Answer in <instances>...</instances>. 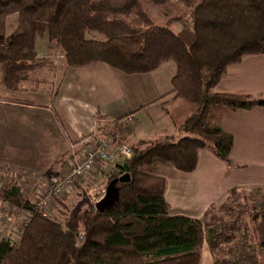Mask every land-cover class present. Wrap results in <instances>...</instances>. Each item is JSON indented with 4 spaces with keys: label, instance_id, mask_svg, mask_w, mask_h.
Returning <instances> with one entry per match:
<instances>
[{
    "label": "trees",
    "instance_id": "obj_1",
    "mask_svg": "<svg viewBox=\"0 0 264 264\" xmlns=\"http://www.w3.org/2000/svg\"><path fill=\"white\" fill-rule=\"evenodd\" d=\"M168 1L149 0L160 7ZM179 1L191 10L189 43L157 26L140 0H0V88L21 91L50 63L32 47L34 23H43L48 48L63 56L65 69L102 63L125 75H143L174 63L170 94L194 109L177 137L131 147L133 157L124 163L128 181L117 184L119 199L104 212L88 204L62 223L50 221L19 188L1 191L2 202L31 217L18 243L0 241V264H200L204 245L214 264L246 263L253 260L250 252L263 255L254 264H264V239L245 241L246 228L236 239V223L222 221L221 209L210 208L202 219L170 216L165 180L147 171L170 164L191 173L201 150L238 167L230 159L232 137L218 119L227 111L264 107V99L214 92L228 66L244 56L264 55V0ZM12 16L16 26L6 35ZM120 121L99 126V131H111ZM123 165L106 185L126 174Z\"/></svg>",
    "mask_w": 264,
    "mask_h": 264
},
{
    "label": "crops",
    "instance_id": "obj_2",
    "mask_svg": "<svg viewBox=\"0 0 264 264\" xmlns=\"http://www.w3.org/2000/svg\"><path fill=\"white\" fill-rule=\"evenodd\" d=\"M34 52L40 58L50 56L48 47L45 54ZM174 74L172 62L143 75H125L98 63L64 68L54 94H44L40 102L27 100L25 103L16 98L19 92L1 90V135L16 132L13 140L18 142L24 139L23 132L28 129L54 145L56 149L50 157L34 153L38 158L32 157L29 164L36 171L49 167L58 153L64 154L93 136H105L109 132H100L99 126H111L112 122L122 121L127 116L132 121L121 139L130 145L177 137L179 127L194 109L188 102L170 94ZM214 92L264 99V55L244 56L238 63L228 66ZM217 124L232 137L230 159L238 167H228L210 151L201 150L191 173L179 172L170 164H159L150 169V174L166 182L164 200L170 216L202 219L210 208L221 206L233 189L255 188L264 194V107L224 112ZM4 147L1 137L2 155ZM74 151L79 153L78 149ZM70 156V153L66 155L65 162ZM101 181L102 173L97 168L80 182L85 186L97 184L98 190L103 191ZM200 264H214L205 245L200 253Z\"/></svg>",
    "mask_w": 264,
    "mask_h": 264
},
{
    "label": "rangeland",
    "instance_id": "obj_3",
    "mask_svg": "<svg viewBox=\"0 0 264 264\" xmlns=\"http://www.w3.org/2000/svg\"><path fill=\"white\" fill-rule=\"evenodd\" d=\"M140 2L146 14L157 26L168 27L181 40L187 43L190 42L187 31L191 26V10L187 9L179 0H170L161 7L154 6L149 2V0H140ZM16 20V16H12L7 19L6 35H9L15 28ZM32 47L37 53L41 52L42 54H45L47 52V33L46 26L43 23H34ZM46 59H48L50 63L39 71L36 77L37 81L32 80L24 84L22 90L18 91L19 94L16 98L23 100L25 103L28 101L40 102L42 101L41 97L44 94H54L64 69L63 56L56 51L50 50V56ZM1 90L3 91L5 89L0 88V92ZM33 93H35V95ZM126 130L127 126L122 128V135ZM107 131L109 130H106V132ZM1 134L2 133L0 132V139L1 137L4 139L6 147H4V155L0 153V192L12 186L17 187L21 191L23 197L31 204L39 197L40 194L37 193L40 191L42 185L45 184L44 180L50 179L51 177L60 175L64 172L67 165V161L65 162L66 155L70 153L71 156L69 158L71 160H73L74 157H80L86 143L84 142V144H80L77 148L71 147L64 154L58 153L55 161L53 159L49 167L45 169L43 168L44 170L42 171H36L33 170L31 168V164H29L30 161H32V157L34 159L38 158V156L34 153L40 152L42 155H45V157H50L53 155V152L55 151L54 149H56L54 148V145L48 144L49 142L42 139L43 136H39L36 131H30L28 129L23 132L24 139L19 140L18 142L13 140V137L16 139V132L11 133V131H9L7 133H3V135ZM120 140L122 139L120 138ZM58 141L59 140H57V145L59 143ZM38 142H40L39 145ZM123 142L130 148L134 146L126 143L125 141ZM75 149L79 150L78 154L74 151ZM32 164L36 166V163ZM123 164L124 163L119 165L121 166ZM99 169L102 173L103 179V182H101L104 189H106V181L116 168L104 166ZM150 169L147 171L149 172ZM88 184L85 186L84 182L77 183L71 189V193L54 199L53 202H49V207L47 209V215L49 216L45 217L50 221L62 223L68 217L77 215L84 211L88 204H93L95 206V204L103 197L105 190H98L97 184ZM237 190L239 192L235 194L228 192L225 202L221 206L215 207L217 209H221L222 211L219 217L222 218V221L228 223V225L231 222L236 223V239L243 237L242 235H244L246 228L247 234L245 241H253L254 238L263 240V193L258 192L255 188L241 191L240 189ZM41 213L43 214V212ZM254 216H256V218H254ZM25 217L27 218L26 211H17L8 203L0 200V241L8 240L13 244L18 243L24 234V228L26 226ZM251 229L253 231H251ZM78 243H81L80 237L78 239ZM246 243L248 244V242ZM261 251V253H264V249ZM248 256L252 257L253 260H250L249 262L246 261L247 264H254L255 261L260 262L263 258V255L260 253L255 254L254 252L248 253ZM241 260L244 261L243 257ZM246 263L243 262L242 264Z\"/></svg>",
    "mask_w": 264,
    "mask_h": 264
},
{
    "label": "built area",
    "instance_id": "obj_4",
    "mask_svg": "<svg viewBox=\"0 0 264 264\" xmlns=\"http://www.w3.org/2000/svg\"><path fill=\"white\" fill-rule=\"evenodd\" d=\"M132 121L130 116L125 117L117 126L109 131L105 136H93L85 143L80 157H74L73 160L68 159L66 169L62 174L44 180L39 197L32 204L39 211L47 215L49 202L54 199L68 195L75 183L85 179L95 169L100 167L116 168L119 164L125 163L133 157L131 148L120 141L122 128L128 126ZM31 215L27 212L25 217V225L30 220Z\"/></svg>",
    "mask_w": 264,
    "mask_h": 264
},
{
    "label": "water",
    "instance_id": "obj_5",
    "mask_svg": "<svg viewBox=\"0 0 264 264\" xmlns=\"http://www.w3.org/2000/svg\"><path fill=\"white\" fill-rule=\"evenodd\" d=\"M126 174L118 179L110 181L105 189L103 197L95 204V209L98 212H104L111 208L119 199L120 189L117 187L118 183H125L128 181V167L126 164L123 165Z\"/></svg>",
    "mask_w": 264,
    "mask_h": 264
}]
</instances>
